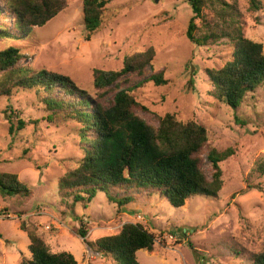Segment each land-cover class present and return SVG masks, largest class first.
<instances>
[{
  "label": "rangeland",
  "instance_id": "1",
  "mask_svg": "<svg viewBox=\"0 0 264 264\" xmlns=\"http://www.w3.org/2000/svg\"><path fill=\"white\" fill-rule=\"evenodd\" d=\"M65 1L63 10L26 38L0 37V50L19 47L21 65L67 75L106 106L118 87H131L162 71L166 84L143 82L132 88L134 98L147 108H136V114L154 126L166 112L178 120L192 119L207 128L210 146L231 147L234 153L220 164L222 186L216 196L195 195L173 207L164 196L135 190L131 201L118 208L97 191L85 207L78 202L70 209L68 201L62 204L58 198L57 180L80 156L77 124L48 120L32 91L0 94V172L15 173L28 189L25 195L0 193V264H16L29 255L22 221L36 228L51 252L68 251L79 264H110L76 235L78 218L87 222L82 227L89 241L117 233L125 222L141 223L155 240L152 251L136 252L140 264H250V254L264 251V176L253 170L264 156V84L236 110L209 95L205 70L230 60L232 48L223 42L198 46L187 39L192 16L187 0H111L107 19L88 40L81 0ZM259 1L261 8L255 11L248 0H237V6L244 36L260 42L264 53V0ZM12 25L10 16H0V28L17 33ZM149 46L155 57L143 77L130 74L103 96L94 89V68L116 70L126 55ZM9 107L26 123L13 134L5 111ZM202 170L210 178L205 155Z\"/></svg>",
  "mask_w": 264,
  "mask_h": 264
},
{
  "label": "trees",
  "instance_id": "2",
  "mask_svg": "<svg viewBox=\"0 0 264 264\" xmlns=\"http://www.w3.org/2000/svg\"><path fill=\"white\" fill-rule=\"evenodd\" d=\"M111 0H81L82 24L86 40L107 19V4ZM192 16L185 36L198 46L223 42L231 46L230 60L222 66L207 68L209 95L217 102L236 110L248 93L264 84V53L262 44L243 34L237 0H187ZM250 10L261 8L259 0H248ZM66 7L65 0H0V16H10L12 27L0 28V37L21 40L35 27L47 23ZM205 10L211 12L209 17ZM155 57L152 46L126 55L116 70H92V84L103 96L111 86H118L128 75L143 77ZM19 47L0 50V94L11 96L16 90L32 91L41 103L46 118L73 121L78 136L80 156L75 165L57 180V195L61 203L68 201L73 209L80 202L85 207L97 191L103 192L109 203L118 208L128 204L133 193L144 191L164 196L173 207H181L195 195L216 196L222 186L220 164L234 153L226 147L218 150L208 144L207 128L192 119L178 120L174 113L158 116L157 125L147 123L136 114V108H147L133 96L132 88L143 82L155 85L167 83L162 71L150 73L131 87L120 88L109 98L108 105L80 88L69 76L47 69L23 66ZM8 131L13 134L25 128L18 111L10 107ZM15 117V120L12 119ZM36 123L37 121H29ZM203 155L211 168L210 178L202 170ZM254 172L264 176V156L254 163ZM253 187L259 188L256 184ZM28 192L15 173L0 172V193L18 195ZM74 212V211H73ZM86 222L78 218L76 235L89 248L108 257L110 264H140L136 252L153 250L154 235L141 223L125 222L115 234L89 241ZM19 228L29 239V255L16 264H79L68 251L51 252L48 244L36 233L34 226L24 221ZM250 264H264V251L250 254Z\"/></svg>",
  "mask_w": 264,
  "mask_h": 264
}]
</instances>
